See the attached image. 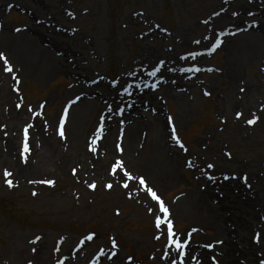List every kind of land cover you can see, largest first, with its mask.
Masks as SVG:
<instances>
[{
    "label": "bare ground",
    "instance_id": "bare-ground-1",
    "mask_svg": "<svg viewBox=\"0 0 264 264\" xmlns=\"http://www.w3.org/2000/svg\"><path fill=\"white\" fill-rule=\"evenodd\" d=\"M222 2L219 1L217 17L211 16L206 26H199L190 37L178 33L181 38L172 46L170 43L175 37L168 41L169 36L158 30L154 22L146 21L147 25L142 31L144 43L141 52L133 61V67L122 72L113 87L101 76L91 77V66L100 59L96 48L101 43L96 36L88 40L80 33L72 35L77 18L70 20L63 15L64 0H0V22L5 19L9 7L26 11L31 18L30 25L20 31H14L3 23L0 25V54L12 64L13 73L25 79H34L40 84L49 83L62 75L73 80L70 88L60 90L46 99L47 103L58 100L64 103L62 111H66L67 125L64 128L65 135L61 137L58 126L54 127L56 115L44 119L39 107L33 112L16 109L23 86L12 85V75L5 71L2 65L4 59L0 58V100L3 96L7 97L4 106L0 107V121L7 117L12 123L7 125L10 132H6V139L0 133V166L12 174L16 186L24 189L26 186L38 187L47 184L50 175L66 181L68 167L76 166L78 176L70 180L72 183H85L90 178L100 185L111 182L116 185L115 194H122L121 185H129L132 179L138 182L140 178L128 179L123 170L114 167L118 161H123L127 172L133 166L144 163L142 177L149 183H158L160 191L182 185L183 169L179 159L187 153L177 148L174 133L191 122L198 89L209 92L217 89L220 81L223 84L229 81L226 91L216 100V110L222 116H230L234 110L248 116L264 108V1L254 0L252 5L245 0H226V4ZM83 10L77 11L79 20L91 14L90 11L83 16ZM248 10L254 12L248 14ZM137 17L145 22L141 16ZM37 20L44 24L38 26ZM45 24H49L50 28H46ZM58 27L61 29L59 32L56 31ZM218 31L224 34V37H219V41H223L219 50L224 51L225 64L220 72L209 71L210 80H202L203 76L199 74L207 69L204 65L208 58L207 52L200 50L193 57L194 60L186 61L179 58L177 53L180 47L188 43L193 45L192 37H201L199 39L203 42L204 36L214 38ZM158 39L162 40V48L155 50L149 41ZM85 40H88L91 50L79 56L74 45ZM68 58L73 59L71 64ZM194 61L198 63L194 69L202 70L184 71L191 69L187 65ZM161 62L164 64L161 72L156 77L149 76L147 72ZM250 69H256L257 72L251 78H245L243 71ZM151 82L158 84L159 94L145 86ZM128 85H132L131 89ZM169 100L177 103L173 120L167 118L162 107L163 101ZM3 108L7 110V116ZM115 108L121 113L115 112ZM100 119L102 123H99ZM236 124L240 133L248 134L249 129L244 128L242 121ZM21 125L29 126L28 139L20 136ZM101 126L104 129L102 134ZM91 136L94 140L87 139ZM224 140L226 137L217 131L203 133L196 145L197 150L191 156L196 169L195 177L203 183L200 185L204 186V190L190 185L188 191L180 194L171 206L172 221H189V230H196L194 236L203 231L209 232L214 239L210 242L214 247H208L209 251L203 238L187 243L189 230L184 235L180 234L178 239L188 244L184 264H194L192 258H196L200 264H212L215 257L219 258L220 264H262L259 255L264 250V178L257 174L256 169L248 167L249 176L255 177L250 185L241 180L221 182L217 175L210 182L203 180L202 166L197 163L202 161L199 159L202 149L215 144V152L221 150ZM85 141L93 147L92 150L82 149ZM25 143L29 146V152L22 156L17 152L18 146ZM37 156L40 161H36ZM228 165L227 162L217 164L216 172ZM260 166L261 163H257L254 168ZM208 170L209 173L215 172L209 166ZM219 192L224 194L222 199L217 198ZM126 195L154 219L160 215L158 204L145 197L135 185ZM251 234L252 239L258 236L259 242H251ZM165 235V231L156 229L152 239L147 238L142 243L145 246H157ZM53 237L50 233H42L41 237L25 240L18 247L20 257L28 260L29 264H56L60 254L66 257L60 264H132L122 258L121 252L116 253L113 259L109 258L105 248L91 254L89 247L94 244V240L91 244L74 248L71 245L75 241L66 240L57 248ZM137 244L139 248L141 242ZM175 254L173 247H164L162 252L156 250L154 264H166L174 259Z\"/></svg>",
    "mask_w": 264,
    "mask_h": 264
},
{
    "label": "rangeland",
    "instance_id": "rangeland-1",
    "mask_svg": "<svg viewBox=\"0 0 264 264\" xmlns=\"http://www.w3.org/2000/svg\"><path fill=\"white\" fill-rule=\"evenodd\" d=\"M219 1L64 0L65 9L63 10V15L70 20H76L77 18L74 24L75 28L71 31L72 35L80 33L88 40L93 36L98 38L101 44H97L96 52L100 59L95 61V64H92L91 77L101 76L107 81L108 85L112 86V84L118 83L122 72H126L133 67V61L140 54L141 46L144 43L142 31L147 25L146 21L154 22L158 30L162 31L165 36H169L167 40L175 37L174 40H171L170 45L172 46L175 41L178 43V39L181 38L178 33L190 37V34L194 35L193 33L197 31L199 26L201 28L205 27L211 16L217 17L216 11L220 4ZM222 1V3L226 4V0ZM232 1L234 0H229V2ZM245 1L249 5L254 4V0ZM83 8L88 10H83ZM226 8L224 7V9ZM81 10H83L81 13L83 16L91 11L90 16L79 20L77 11ZM247 12L252 14L254 11L248 10ZM137 16L144 18L145 22H142V19ZM129 18L132 19L131 22L128 21ZM2 23L14 31H17V29L20 31L30 25L31 18L26 11L9 7L6 17L0 22V25ZM43 24L41 20H37L38 26ZM44 26L50 28L49 24ZM60 30L59 27L56 29L57 32ZM218 33H216L214 38L204 36L203 42L199 39L201 37H192L193 45L188 43L185 47H180L177 53L179 58L187 57L188 59L201 49L211 48L219 40ZM88 40L74 45V49L79 56L91 50ZM196 41H200V43H196ZM149 43L155 50L162 48L161 39L150 40ZM224 56L223 50H218L217 53L209 56L204 62L207 70L211 69L220 72L225 64ZM72 61L73 59L70 58L69 64ZM8 63L12 66L9 61ZM2 65L5 71L8 72L4 60ZM197 65L198 63L196 62L187 66ZM13 72L14 70L8 72L12 75V85L14 84L16 87L23 86L19 92L20 98L15 106L16 109L18 111L33 112L34 109L36 110L39 107L40 115L44 119L56 115L54 125L56 128L59 124V115L64 103L62 100L49 101L47 103L46 99L60 90L70 88L73 80L69 79L67 75H62L49 83L40 84L34 79H25ZM255 72H257L256 69L243 71V76L251 78ZM209 74L208 72L201 73L200 75L203 76L202 80H210ZM96 79L98 80L99 78ZM227 82L229 81L227 80L223 84L220 81L218 88L209 90V92L198 89L193 103L191 122L174 133L177 148L187 153L182 154L179 159L183 169L182 185L171 190L160 191L158 183H149L145 178L147 186L164 200L165 205L171 211L172 204L180 194L188 191L187 189L190 188V185L200 188L202 191L204 190V186L200 185L203 183H200L195 177V167L189 166V162H192L191 154H194V151L197 150L198 141H200L203 133L208 130L223 134L226 140L222 142L221 150L216 152L214 150L215 144L202 149V154L199 157L202 161H197V163L202 166L200 169H203V180L211 182L213 177L217 175L220 176L221 182L229 183L232 180L243 181L240 178L247 176V185H250L255 177L249 176L250 169L248 167L256 169L257 174L264 178V108L248 116L238 115L240 113L235 112V110L230 116L227 114L222 116L216 110V100L228 88ZM157 93L159 94L160 92L158 91ZM6 98L5 96L2 97L0 107L4 106ZM162 107L167 118L173 120L177 109L176 101H163ZM116 109L115 112L117 111ZM3 113L7 116V110L4 108ZM250 119H257V123L249 124L248 121ZM237 121H242L244 128L249 129L247 135L240 133L238 124H236ZM99 123H102V119L99 120ZM11 124L7 117L0 121V133L4 139L7 136L6 132H10L7 129V125L10 126ZM19 130L20 136L22 135L24 138L27 135L26 133L30 131L29 126L25 125H21ZM56 133L54 131L55 135H57ZM29 136L30 133L27 137ZM87 139L94 140L93 136ZM180 144H183L184 147L181 148ZM23 145L20 144L17 151L22 156L24 155L23 147H25ZM82 149L91 150L92 147L85 141L82 144ZM198 150L200 151V149ZM36 161H40L39 156L36 157ZM224 162L229 165L217 173V164L223 165ZM257 163H261V166L254 168ZM209 165H212L210 169H215V172L209 173ZM3 167L0 166V264H29L28 260L20 257L18 247L27 239L31 240L38 236L41 237L42 233L52 234L57 248L64 241L72 239L75 242L73 241L74 243H72L71 247L74 248L81 239H85L88 235H93L95 242L89 247L91 254L105 248L108 256L117 249L121 252L122 258L124 260L129 259L132 264H154V252L156 250L162 252L165 238L157 246H145L142 243L147 238L152 239L156 228L154 217H151L148 212H144L126 195L131 190V186L135 185L141 189L145 197L151 198V195L145 188L141 187L136 179L131 180L127 188L121 185L122 194H115L116 185L111 182H103L100 185L96 180L90 178L85 183H79L78 181L72 183L70 180H74L78 176V168L70 166L67 169L68 180L61 181L54 175H50L47 180L54 181V185L49 183L38 187L25 185L26 188L24 189L22 186H16L12 176L5 175L7 171ZM144 167V163L139 166H133L128 170V173L132 177L141 178L144 176ZM9 179L13 181L12 186L7 183ZM92 184L96 185L95 189L90 187ZM109 184L112 185L111 188H108ZM33 193L36 194L34 195ZM218 194L217 198L222 199L224 194L222 192ZM174 223L181 235H184L191 227V222L185 220L179 223L174 220ZM192 234L194 235V231L189 230L188 237L186 236L192 243L202 238L204 245H210V242L214 241L213 235H210L209 232L201 231L195 236H192ZM252 235L250 236V241L256 243L258 236L252 239ZM137 242H141L139 248ZM62 255L60 254V259L63 257ZM259 256L262 264H264V250L261 251ZM192 259H194V264H200L196 258ZM216 262L220 264L218 257L214 258L212 264H216Z\"/></svg>",
    "mask_w": 264,
    "mask_h": 264
},
{
    "label": "snow or ice",
    "instance_id": "snow-or-ice-1",
    "mask_svg": "<svg viewBox=\"0 0 264 264\" xmlns=\"http://www.w3.org/2000/svg\"><path fill=\"white\" fill-rule=\"evenodd\" d=\"M17 31H19V29H17ZM196 43H200V41H196ZM222 43H223V41H217V42H215V46L212 48V51L214 52L216 50V48H219L221 46ZM0 58H3L5 65H7L6 70L8 72H12L13 71V68L8 63L7 58L6 57H3V54H0ZM183 59H187V57H183ZM163 67H164V64H163V62H161L152 71H148L147 74L149 76L156 77L157 74L159 72H161V70L163 69ZM190 70H194V71H197L198 72V71H201L202 69H200V68H196V69H184V71H190ZM210 70L211 69H209V71ZM145 86L146 87H152V88H155L156 87V85H145ZM131 87H132V85H128V88L129 89H131ZM129 94H131V93L129 92ZM238 115H242V114H238ZM257 119H250L248 121V123L249 124H255V123H257ZM103 131H104V129L101 126V128H100L101 134L103 133ZM173 131H175V128H173ZM59 134H60L61 137H64V135H65L63 125H60ZM177 140L179 141V138L178 137H177ZM180 147L183 148L184 145L183 144H180ZM24 151H25V153H28L29 152V147H28L27 143H25ZM189 166H193L191 161L189 162ZM114 167L123 170L124 175L128 179H132L131 174L128 173L126 169H124L123 161L116 162L115 165H114ZM209 167H212V165H209ZM5 175L6 176H11L12 174L10 172H6ZM240 179H242L245 184L248 183V177L247 176H244V177H242ZM7 183L9 184V186H12L13 181L9 179L7 181ZM46 183H49V184H53L54 185L55 182L54 181H47ZM139 184L144 185L145 190L151 195V197L154 200H156L158 202V209H157V211H158V213L162 214V216L158 215L156 217V227L158 229H162V231H166V237H167V239H169L171 241V243L169 244V247H174L175 250H176V252L179 253V254H181V257L182 258H183V256H187V251L186 250L188 249V244H185L180 239L176 238L178 236V234H177L176 231H174V224H173V221L171 219V213H170L169 208L165 206L164 200L161 199L157 195V193L155 191H153L150 187H148L146 185L145 180H144L143 177H141L139 179ZM123 186L125 188H127L129 185L127 183H124ZM90 187H92L93 189H95L96 188V185L95 184H92V185H90ZM111 187H112V185L109 184L108 185V188H111ZM33 194L35 195L36 193H33ZM165 225H166V229L162 228V226H165ZM159 238L160 237H157V239H159ZM89 239H93V237L90 236ZM257 242H259V237H257ZM218 243H223V242L222 241H218ZM205 247H214V245H205ZM181 264H183V259H181ZM216 264H218V262H216Z\"/></svg>",
    "mask_w": 264,
    "mask_h": 264
}]
</instances>
